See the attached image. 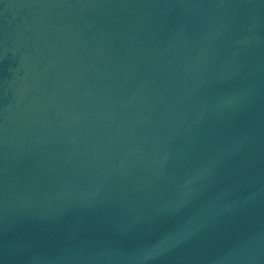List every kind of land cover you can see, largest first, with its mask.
<instances>
[{
	"label": "water",
	"instance_id": "1",
	"mask_svg": "<svg viewBox=\"0 0 264 264\" xmlns=\"http://www.w3.org/2000/svg\"><path fill=\"white\" fill-rule=\"evenodd\" d=\"M0 264H264V0H0Z\"/></svg>",
	"mask_w": 264,
	"mask_h": 264
}]
</instances>
